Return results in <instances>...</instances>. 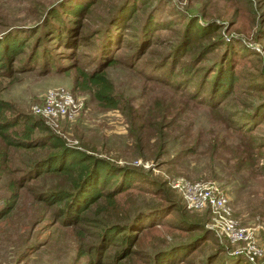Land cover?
<instances>
[{
	"label": "rangeland",
	"instance_id": "374dc122",
	"mask_svg": "<svg viewBox=\"0 0 264 264\" xmlns=\"http://www.w3.org/2000/svg\"><path fill=\"white\" fill-rule=\"evenodd\" d=\"M59 1L0 0V39L17 34L21 37L20 41L27 44L26 53L11 59L13 70L10 75L0 76V98L11 104L14 114L34 117L33 107L41 103L49 89H66L78 102L79 115L73 122H61L56 129L49 128L68 146L94 150V155L137 173L139 171L153 183L165 182L168 188L170 183L179 179L216 183L228 197L238 224L254 229V237L263 252L256 264H264V183L248 179L245 174L227 181L221 158H215V164L210 167L209 156L201 154L205 144L199 146L196 154L182 157L179 163L176 161L177 156L187 148L183 141H189L188 128V133L202 130L204 141L209 130L215 128L225 114H216L194 100L188 101L189 89L182 95L147 78L151 67L149 63L163 56L167 41L177 40L187 22L183 18L188 16L189 20H198L201 25L215 23L218 28L216 41L233 43L231 45L239 53L234 61L235 69L251 76L254 81L264 83V0H96L78 33L81 34L79 38L88 36L89 42L72 49L53 41L48 32L50 27L45 22L49 10ZM64 2L68 6L74 5L73 0ZM150 15L165 23L171 31L153 32L157 42L152 41L145 54L138 56V35L142 37L146 18ZM115 20L119 23L118 30L111 32L110 26ZM109 36H113L117 43L111 52L117 63L106 68L105 74L113 86L114 97L120 100L118 110H108L100 104L94 97V90L86 88L79 74V70L96 68L94 62L98 57H94L102 52ZM41 41L47 52L46 49L44 53L39 51L37 42ZM34 50L38 55L36 58L32 53ZM218 52L208 54L207 59L211 60ZM208 60L201 65L207 64ZM251 93L264 99V94L244 93L236 88L222 104V109L235 114L243 112L242 104L258 103V100L255 102L248 96ZM165 100L166 106L161 104L157 109L155 102ZM183 101L189 103L185 116L177 115L182 106L173 109L167 106V103L181 104ZM159 127L162 132L158 136L154 128ZM256 138L264 140V126L258 129ZM0 149L3 151L4 147L0 146ZM5 151L9 167H19L27 160L12 149ZM259 165L264 167V156L260 158ZM19 174H9L8 179L2 182L0 209L11 194L8 182L18 179ZM213 174L218 178H213ZM135 182L144 184L143 179L139 182L135 179ZM24 187L20 190V199L13 212L0 223V264H86V256H79L78 252L79 249L85 252L93 243V232L81 231L82 237L76 235L72 228L60 225L55 207L38 201L36 196L47 189V181L39 178L34 182L29 180ZM146 187L157 188L156 184ZM170 189L177 196H173L175 199L172 200H178L183 209L185 205L179 194ZM140 191L138 193L136 189L130 195L125 194L119 200L122 204L119 214L111 213L110 221L134 219L137 228L141 217L139 225L145 228H140L139 240L146 250L168 248L167 251H171V246L186 243L190 235L179 228L178 214L162 208L170 202L163 201L160 193L153 195L152 190ZM186 210L189 215L196 216L190 218L201 221L204 226L208 227L212 221L206 210ZM87 230L93 231V227ZM216 243L228 257H236L233 255L245 248L244 243L232 244L210 235L186 260L200 263L208 253L216 251ZM111 251L107 250L106 254Z\"/></svg>",
	"mask_w": 264,
	"mask_h": 264
},
{
	"label": "trees",
	"instance_id": "16d2710c",
	"mask_svg": "<svg viewBox=\"0 0 264 264\" xmlns=\"http://www.w3.org/2000/svg\"><path fill=\"white\" fill-rule=\"evenodd\" d=\"M73 1L74 5L68 6L67 2L60 0L49 10L45 20L50 27L48 32L53 37L52 40L71 49L89 42L88 36L79 38L81 34L78 33L84 27L83 23L88 17L90 7L96 0ZM185 20L187 22L184 28L182 26L177 40L174 41L173 38L167 41L163 56L149 63L151 67L147 78L163 84L169 91L181 92L182 95L189 89L188 101L194 100L211 112L225 115L216 123L217 126L215 124V128L209 130L208 138L204 141L202 130L188 133L190 132L188 128L189 141H183L187 148L177 156L176 161L179 163L182 157L196 154L199 146L205 144L206 147L201 154L209 156L210 167L215 164V158H221L227 181L245 174L248 179L264 183V167L259 165L260 158L264 156V140L256 138L258 129L264 126V99L251 93L248 96L255 102L258 100V103L242 104L243 112L235 114L222 109V104L233 95L236 88L244 93L253 91L255 94H264V83L254 81L251 76L235 69L234 61L239 53L234 50L235 47L231 45L233 43L216 41L218 28L215 27V23L201 25L198 20H189L188 16L183 18L184 22ZM117 21L110 26L111 32L118 30ZM144 26L142 37L138 35V56L145 54L152 41L157 42L152 35L153 32L170 29L151 15L146 18ZM20 38L14 34L0 39V76L10 75L13 70L11 59L23 52L26 53L27 44L21 42ZM37 45L40 52L44 53L45 49L47 52L42 41L37 42ZM116 45L113 36H109L102 52L94 57H98L94 62L96 68L90 71L79 70L83 84L86 88L94 90L95 99L108 110H118L120 106V100L114 97L113 86L105 74L106 68L117 63V59L111 56ZM217 51H219L217 56L211 60L207 59L208 54ZM32 53L35 58L38 56L36 50ZM189 56L191 58L186 59ZM207 60V64L201 65ZM242 100L243 98L240 99ZM188 101L181 104L167 103V106L169 109L182 106L177 115L185 116ZM166 102L156 101L155 105L158 109L161 104L165 107ZM155 132L160 135L161 127L154 128ZM229 140L232 142L229 143ZM0 146L4 147L3 151L0 149V188L9 174L16 176L20 172L18 179H12L7 184L11 194L5 206L0 209V223L13 212L25 183L29 180L34 182L38 178L43 179L48 182V187L38 193L36 198L48 207H55V215L60 225L72 228L73 232L81 237L83 236L81 231L93 232V243L88 245L85 252L80 249L78 252L79 256H86V264H198L197 261L186 259L195 254V249L199 248L203 241L208 240L210 235L215 237L214 233L205 228L204 223L190 218L196 216L185 212L183 199L178 192L184 208L180 207L178 200H172L177 196L170 187H166L165 182L153 183L139 171L137 173L94 155V150L85 151L68 146L40 117L14 114L11 104L1 98ZM5 149H12L27 157V160L21 162L19 167H9L10 161ZM213 178L218 177L213 174ZM135 179L138 182L143 179L144 184H137ZM155 184L156 189L146 187V185L154 187ZM136 189L138 193H141L140 190H152L155 196L160 193L163 201L170 202L162 208L178 214L179 228L186 235H190L186 243L171 246V251H167L168 248L158 251L146 250L141 247L139 240L141 217L138 219L137 228L134 219L110 221L111 213L119 214L122 208L119 200ZM130 207L132 205L128 208ZM90 227H93V231L87 230ZM185 246L189 247L183 250ZM216 246V251L208 253L199 264H253L242 256L228 257L222 247L217 243ZM109 249L112 251L106 254Z\"/></svg>",
	"mask_w": 264,
	"mask_h": 264
},
{
	"label": "built area",
	"instance_id": "2783aa9c",
	"mask_svg": "<svg viewBox=\"0 0 264 264\" xmlns=\"http://www.w3.org/2000/svg\"><path fill=\"white\" fill-rule=\"evenodd\" d=\"M80 106L73 95L63 88L49 89L40 104L33 107L35 116L56 129L61 122H73L79 115ZM170 187L178 192L189 211L206 210L212 216L209 226L218 239H226L232 244L244 243L242 256L249 263L256 264L263 252L254 237V229L241 227L233 217L230 201L220 187L214 182H195L179 179L170 183Z\"/></svg>",
	"mask_w": 264,
	"mask_h": 264
}]
</instances>
